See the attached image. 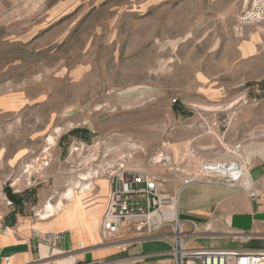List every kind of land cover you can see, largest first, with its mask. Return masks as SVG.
Wrapping results in <instances>:
<instances>
[{
	"label": "rangeland",
	"instance_id": "374dc122",
	"mask_svg": "<svg viewBox=\"0 0 264 264\" xmlns=\"http://www.w3.org/2000/svg\"><path fill=\"white\" fill-rule=\"evenodd\" d=\"M251 1L0 0V230L50 220L84 174L105 181L84 200L92 219L119 165L191 178L204 162L263 159L247 153L264 146V20L235 31ZM62 235L33 233L46 264L69 255L53 253Z\"/></svg>",
	"mask_w": 264,
	"mask_h": 264
},
{
	"label": "crops",
	"instance_id": "0c3cea01",
	"mask_svg": "<svg viewBox=\"0 0 264 264\" xmlns=\"http://www.w3.org/2000/svg\"><path fill=\"white\" fill-rule=\"evenodd\" d=\"M246 47H242V51ZM248 53L250 57L251 51ZM242 55L240 52V59H245ZM253 75L264 76V70L255 71ZM219 124L226 135L230 122L224 119ZM233 139H238V132ZM254 155L264 157V146L255 153H247L249 160ZM178 159V156H172V164L182 165ZM243 165L248 166L247 177L260 198H252L239 186L189 181L190 178L179 171L166 177L150 173L165 180L159 185L162 195L177 196L176 214L182 223L183 239L188 248L264 253V158ZM103 187L106 191L99 196H104L106 202L108 183ZM102 212L103 209L99 217L91 219L86 213L72 208L42 223L21 222L2 227L0 264H46L49 248L39 245L37 250L34 249L33 233L40 236L63 234L57 237L53 253H70L50 264H174L169 254L171 226L164 227L159 233L144 234L123 224L116 234L106 236L101 230ZM164 213H169L168 208H164Z\"/></svg>",
	"mask_w": 264,
	"mask_h": 264
},
{
	"label": "built area",
	"instance_id": "2783aa9c",
	"mask_svg": "<svg viewBox=\"0 0 264 264\" xmlns=\"http://www.w3.org/2000/svg\"><path fill=\"white\" fill-rule=\"evenodd\" d=\"M262 20L264 0H252L238 16L235 31L241 36L245 26L257 24ZM261 92L264 93V90ZM251 102L259 105L262 100L253 98ZM246 103L245 101L244 104ZM258 133L264 135V121ZM239 149L240 143L235 144L233 154ZM154 161V164L164 166L170 164V158L163 155ZM222 167H228L229 171L223 173ZM171 170L179 171L176 167ZM247 170L248 166L240 164L237 160L204 162L199 173L189 177V181L200 180L231 187L240 186L248 191L252 198H260L261 195L253 189L247 177ZM108 179V194L101 216V230L106 236L116 234L123 224L136 232L148 234L159 233L165 226H171L169 254L174 264H258L264 260V253L188 248L183 239L182 223L176 214L177 196H164L159 190L160 183L165 180L150 173L125 169L123 165L111 172ZM164 208H168V214L164 213ZM153 215H157L158 219H152Z\"/></svg>",
	"mask_w": 264,
	"mask_h": 264
},
{
	"label": "bare ground",
	"instance_id": "6f19581e",
	"mask_svg": "<svg viewBox=\"0 0 264 264\" xmlns=\"http://www.w3.org/2000/svg\"><path fill=\"white\" fill-rule=\"evenodd\" d=\"M243 46L244 47L247 46L245 49H243L244 52L245 51H247V52L251 51L250 50L251 49L250 45L245 44ZM47 141L49 143H53V137L49 136ZM175 154H176V151H175ZM221 170L223 171V173H227V171H229V168L228 167H222ZM78 180H79L78 182L74 183L73 187L69 188L66 192H64L61 195V197L58 200L56 205L48 204L45 207V214L41 215V218L43 220H46V219H49V218H53V217L58 216V215H60L61 213H64V212H68L72 208H77V210H80L82 214H85L87 212L85 204L88 201H84V200L86 198H88L89 196H92L91 192H92V188L94 186V182L95 181H97V182H105V181L104 180H99L97 177L91 176V174L81 175ZM102 190H103V188H99L98 192H97V195L95 197L97 200H99L97 205H102V202H103V200L105 198L104 196H99V194H103ZM175 192H177V191H175ZM153 217H158V216L157 215H153ZM258 264H264V260L261 261V262H258Z\"/></svg>",
	"mask_w": 264,
	"mask_h": 264
}]
</instances>
